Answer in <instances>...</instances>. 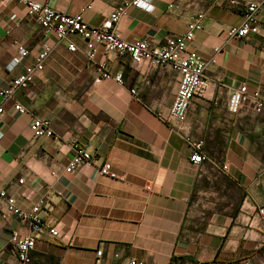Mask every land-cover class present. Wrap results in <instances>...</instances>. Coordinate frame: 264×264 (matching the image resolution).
I'll return each instance as SVG.
<instances>
[{"label":"crops","instance_id":"0c3cea01","mask_svg":"<svg viewBox=\"0 0 264 264\" xmlns=\"http://www.w3.org/2000/svg\"><path fill=\"white\" fill-rule=\"evenodd\" d=\"M29 1L68 15L90 6L83 19L99 26L129 0ZM249 1L150 0V9L129 8L116 25L123 39L158 46L167 37L184 34L189 19L203 13L202 30L190 49L205 61L215 58L207 66L213 83L205 97L191 103L182 132L159 117L174 99V71H136L128 57H105L99 47L95 63L107 61L122 75L123 85L95 84L94 65L84 57L81 39H72L78 51L70 53L66 43L44 35L25 5H0V88L33 63L43 44L52 47L34 82L13 100H0V187L25 212L45 199L40 217L58 233L55 238L45 229L37 234L29 264H93L99 249L100 264L128 259L146 264H264V215L259 214L264 209V114L227 111L231 92L242 84L264 96V8L257 15V35L227 37L230 27L241 24L242 4ZM14 44L29 55L8 71L16 55ZM14 102L28 114L14 112ZM32 117L48 119L53 137L33 138ZM183 135L203 142L207 161L189 162ZM73 141L87 148L95 166L67 174ZM103 163L118 178L101 176ZM12 232L26 236L29 224L9 214L0 200V264H18L9 244Z\"/></svg>","mask_w":264,"mask_h":264},{"label":"built area","instance_id":"2783aa9c","mask_svg":"<svg viewBox=\"0 0 264 264\" xmlns=\"http://www.w3.org/2000/svg\"><path fill=\"white\" fill-rule=\"evenodd\" d=\"M19 2L25 5L26 14L33 19L42 29L44 35L53 34L56 41L66 43V48L70 53L78 51L73 38H79L84 42L83 54L86 60L94 65V83L100 84L103 81H114L123 85V78L120 73L114 72L109 67L107 61L95 63L98 48L103 51V55H115L116 57H128L133 69L139 71L143 67L148 70L169 68L178 75L177 88L172 104L166 114H160V119L171 125L172 128L182 132V125L185 123L188 109L194 99L205 97L211 88L213 80L207 75V66L216 63L215 58L205 61L197 52L190 49V44L195 40L196 33L202 30L203 13L194 14L186 24V31L182 35L170 36L164 39L161 45L155 46L146 40L127 41L115 30L119 21L127 15L129 8L150 9V0H129L114 8L99 26H90L83 19V13L89 10L90 6H85L74 15H68L52 9L45 3H37L29 0H1V6L8 3ZM231 5H238L236 1H231ZM170 9L174 4L168 6ZM242 22L239 26L230 27L227 32L228 38L242 39L250 35L259 33L257 15L264 8V0H253L242 4ZM16 55L7 65V70L12 71L28 57L29 51L24 47L14 44ZM218 49H214L216 53ZM52 47L43 44L31 65L25 66L18 76L12 78L5 88H0V100L4 103L14 99V95L29 87L42 72L44 63ZM130 94L137 97V91L130 89ZM12 109L19 115L28 114L27 108L18 102H14ZM246 109H250L255 115L264 114V96L256 90L249 91L247 86L242 84L233 90L227 101V111L231 115H238ZM4 114V109L0 105V116ZM29 129L33 138L53 137V132L48 119L32 117ZM184 141L190 148L189 162L195 165L208 160L204 153L202 141L193 140L185 136ZM73 156L64 169V172L71 174L82 166L94 167L92 154L76 141L71 143ZM223 171L227 166L221 167ZM101 176L116 179L118 176L113 172L109 163H103L98 168ZM54 173H52L53 175ZM21 182V181H20ZM60 195V194H58ZM0 200L5 202L7 212L17 217L21 222L29 224L30 233L20 236L12 232L9 244L16 253L18 264H29V253L35 247L37 234L45 229L50 237H57L56 229L49 223H44L40 217L42 208L46 205L45 199L38 200L28 212L22 211L13 197L0 187ZM260 215H264V209L259 210ZM96 260L93 264H100L102 251L96 252ZM124 264H146L142 259H128Z\"/></svg>","mask_w":264,"mask_h":264}]
</instances>
